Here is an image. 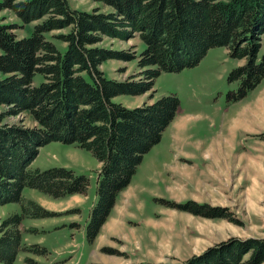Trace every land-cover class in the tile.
Here are the masks:
<instances>
[{
	"label": "trees",
	"instance_id": "1",
	"mask_svg": "<svg viewBox=\"0 0 264 264\" xmlns=\"http://www.w3.org/2000/svg\"><path fill=\"white\" fill-rule=\"evenodd\" d=\"M110 8L78 9L71 0H1L23 24L35 23L31 36H19L16 24L0 22V205L20 203L21 213L0 220V263L13 264L22 249L24 217L54 214L33 199L26 187L53 198L85 194L90 179L59 166L32 169L40 148L50 142L77 144L101 163L97 198L85 226L94 243L121 192L131 183L144 156L158 144L180 108L177 94L129 107L119 95L138 96L156 91L155 81L165 71L193 67L213 47L244 59L230 82L238 88L231 101L248 95L264 79V0H93ZM53 31H60L49 38ZM138 36L144 48L118 50L102 46L104 39L129 40ZM53 39L60 42L57 44ZM134 49V48H133ZM111 59L136 60L139 74L126 80L110 78L102 64ZM36 74L43 81L36 84ZM27 112L30 127L8 122ZM175 207V206H174ZM182 211L237 223L229 210L188 200ZM26 250L46 253L42 247ZM105 251H112L105 248ZM26 260L38 264L32 258ZM264 237H231L204 252L178 262L133 264H262Z\"/></svg>",
	"mask_w": 264,
	"mask_h": 264
},
{
	"label": "rangeland",
	"instance_id": "2",
	"mask_svg": "<svg viewBox=\"0 0 264 264\" xmlns=\"http://www.w3.org/2000/svg\"><path fill=\"white\" fill-rule=\"evenodd\" d=\"M71 4L78 9L100 7L110 10L93 0H71ZM0 22L16 24L14 31L27 37L32 35L35 24H23L8 9L0 11ZM59 32L53 31L48 36L52 38L50 36ZM101 45L118 50H138L136 52L145 47L138 36L129 40L106 37ZM263 54L264 33L259 57ZM245 62L231 57L226 47H213L198 65L179 72H163L155 81V92L115 98L117 102L134 107L149 102L153 94L158 99L175 93L180 98L181 114L172 121L177 122L174 127H169L161 141L146 154L134 183H130L129 190L133 195L128 204L135 207H116L118 215L129 213L125 218H110V213L94 243L87 241L85 226L97 198L101 163L77 144L54 141L42 146L31 164L32 169L68 167L77 174L86 175L90 185L85 194L59 199L37 189L24 188L25 199L37 201L54 214L41 218L24 217L21 224L23 247L13 264H31L27 257L38 264L178 262L231 237L263 238L264 79L246 97L238 101L229 99V93L238 88V82L229 81L230 73ZM101 67L108 77L118 80H126L132 75L137 77L140 71L136 60L111 59ZM34 81L41 83L43 75L36 74ZM182 118L185 119L180 123ZM7 121L35 126L27 112ZM179 136L197 151L183 148ZM136 190L142 201L134 196ZM188 200L225 207L237 223L226 218L202 217L177 208ZM21 212L20 203L0 205V220ZM109 223H113V230L107 228ZM25 246L45 248L46 253H35L26 250ZM105 248L112 251H105Z\"/></svg>",
	"mask_w": 264,
	"mask_h": 264
},
{
	"label": "crops",
	"instance_id": "3",
	"mask_svg": "<svg viewBox=\"0 0 264 264\" xmlns=\"http://www.w3.org/2000/svg\"><path fill=\"white\" fill-rule=\"evenodd\" d=\"M180 114H181V108H179V110H178V113H177V116H176V118H175V120L180 116ZM185 118H182V119H180V123L184 120ZM177 122H172L169 126H168V128L165 130V132H164V134L167 132V130L169 129V127H171V126H173L174 124H176ZM174 127V126H173ZM180 128L181 126H177L176 128ZM174 133H175V131H173ZM163 134V135H164ZM179 139H180V143L182 144L181 146L184 148V146L186 147V149H188V150H190V149H192V146H189V145H186V141H184V140H182V138H181V136H179ZM193 149H195V151H197L196 150V147H194ZM192 149V150H193ZM184 150V149H183ZM148 154V153H147ZM146 156V155H145ZM144 156V157H145ZM145 159V158H144ZM143 159V160H144ZM198 159V158H197ZM142 163H143V161H142ZM142 163L139 165V167H138V170H137V173H138V171H139V169H140V167H141V165H142ZM137 173L134 175V177H133V179H132V182H131V184H133L134 183V181H135V178H136V175H137ZM131 184L126 188V190L125 191H127L125 194H123L125 191H123V192H121V194L118 196V198H117V201H116V205L114 206V208H113V210H112V212H111V214L113 215V214H115V215H111L110 216V218L111 217H117V216H120L121 218H125L126 216H127V214L126 213H129L128 211H126V213H123V214H121V215H118L117 214V212H116V207H135V205H133V204H128V201L130 200L129 199V197H131L132 195H133V192H132V190H129L130 189V187H131ZM126 195V196H125ZM134 196L136 197V199L138 200V201H142V199H141V197L140 196H138L137 195V190L136 191H134ZM126 210V209H125ZM120 219V218H119ZM121 220V219H120ZM113 223H109L108 224V226H107V228L110 230H113ZM102 231H103V229H102Z\"/></svg>",
	"mask_w": 264,
	"mask_h": 264
}]
</instances>
